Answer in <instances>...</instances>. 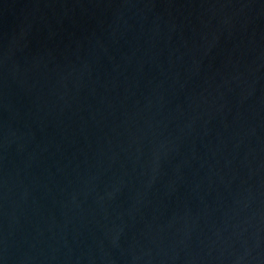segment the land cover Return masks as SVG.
Returning <instances> with one entry per match:
<instances>
[{
    "label": "water",
    "instance_id": "water-1",
    "mask_svg": "<svg viewBox=\"0 0 264 264\" xmlns=\"http://www.w3.org/2000/svg\"><path fill=\"white\" fill-rule=\"evenodd\" d=\"M0 264H264V0H0Z\"/></svg>",
    "mask_w": 264,
    "mask_h": 264
}]
</instances>
